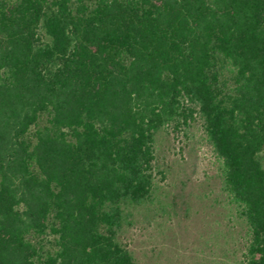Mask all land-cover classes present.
<instances>
[{"label":"trees","instance_id":"obj_1","mask_svg":"<svg viewBox=\"0 0 264 264\" xmlns=\"http://www.w3.org/2000/svg\"><path fill=\"white\" fill-rule=\"evenodd\" d=\"M195 115L264 264V0H0V264H136L155 135Z\"/></svg>","mask_w":264,"mask_h":264},{"label":"rangeland","instance_id":"obj_2","mask_svg":"<svg viewBox=\"0 0 264 264\" xmlns=\"http://www.w3.org/2000/svg\"><path fill=\"white\" fill-rule=\"evenodd\" d=\"M264 163V152L261 155ZM153 202L132 211L119 241L136 264H243L246 227L198 116L155 135Z\"/></svg>","mask_w":264,"mask_h":264}]
</instances>
